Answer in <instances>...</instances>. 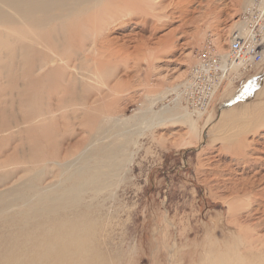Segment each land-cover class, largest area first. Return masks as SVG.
I'll return each instance as SVG.
<instances>
[{"label": "rangeland", "instance_id": "1", "mask_svg": "<svg viewBox=\"0 0 264 264\" xmlns=\"http://www.w3.org/2000/svg\"><path fill=\"white\" fill-rule=\"evenodd\" d=\"M122 2L135 5L112 12L95 53L73 59L96 76L71 84L69 69L40 87L31 112L18 59L3 57L16 48L0 54L11 65L0 66V264H205L206 251L233 237L264 234V197L247 209L234 188L264 173V61L227 83L204 115L185 94L199 50L212 40L226 53L264 0ZM31 121H48L47 131ZM251 241L243 251L264 264V243Z\"/></svg>", "mask_w": 264, "mask_h": 264}, {"label": "bare ground", "instance_id": "2", "mask_svg": "<svg viewBox=\"0 0 264 264\" xmlns=\"http://www.w3.org/2000/svg\"><path fill=\"white\" fill-rule=\"evenodd\" d=\"M150 1L144 0V3L147 4V7L154 8L153 3ZM118 2L125 3L122 0H0V54L2 55V52L5 49H9L10 46L16 48L15 50L10 49L9 52L6 51V55L4 54L3 57L7 56L18 59L16 66L20 67V75L25 79V82L21 86L20 94L24 97L28 96V101H23L27 102L26 104L30 112L33 107L32 102L36 101L32 99L36 92L39 94L40 87L43 85L44 88L48 87V90L55 87L59 80H65L68 77L67 71L69 69L73 71L72 75L68 77V82L70 81L71 84L84 78L91 80L92 77L96 76L95 73L90 72L88 75L84 67H71V65L73 59L76 60L79 55L84 54L86 51L90 54L97 51L96 46L99 39H101L99 38L102 35L101 31L105 30L114 19L112 12H117L118 10L129 11L135 5L132 2H127L126 5H119ZM250 7H256L264 11L262 6L255 5ZM141 10L145 12L144 6H142ZM248 27L247 21L244 27L238 29V31L245 35ZM11 39L15 41L10 42ZM89 41H92V47H89ZM85 58L84 61H87ZM78 59L81 61V57ZM0 60L2 61V58ZM18 63L20 64L19 66ZM239 64L236 63L235 67H238ZM0 66L6 68V70L11 67L6 62ZM242 73L240 72L237 78H242L245 74L241 75ZM86 76L89 77L86 78ZM259 85L260 87L263 86V89L258 93L262 92L263 94L264 78L263 82ZM70 91L71 87L69 86ZM86 98L89 99L90 96L87 95ZM259 110V118L256 121L257 127L264 125V107L259 108ZM102 113L103 108L95 104V119H102ZM231 113H225L224 117H227ZM192 115L194 114L192 113ZM44 122L42 121L38 125L31 121L29 122V129H35L38 125L41 130L46 128L47 131L49 122L47 121L46 125ZM234 154L236 155V153ZM240 157L243 158L241 163L247 169L251 165V162L246 158V155ZM237 180L238 182L234 183L236 185L234 188L237 189L238 193L243 192L241 194L247 198V202L244 203L246 204L244 207L247 209L253 204L251 199L264 197V173L260 175V173L255 172L246 178L242 175V178ZM235 191L231 192L235 193ZM236 203L238 205L236 201L229 203L230 214H234L237 208ZM261 206L263 208L262 213L264 214V204ZM234 221V224L240 227L242 231L244 228L239 224L240 222L236 219ZM248 232L245 236H242L243 238L233 237V240L231 239L232 241L228 242L222 250L206 251L205 264H259L258 261L251 260L250 255L243 251L242 248L244 245L252 246V239L254 243L256 241L264 243V234L259 235L256 233L257 239H254L252 236L253 232Z\"/></svg>", "mask_w": 264, "mask_h": 264}, {"label": "built area", "instance_id": "3", "mask_svg": "<svg viewBox=\"0 0 264 264\" xmlns=\"http://www.w3.org/2000/svg\"><path fill=\"white\" fill-rule=\"evenodd\" d=\"M245 15L248 30L245 35L239 31L232 34L226 53L219 51L212 40L199 50L198 61L185 83L188 107L193 112L207 113L227 83L240 72L245 73L244 78L264 61V11L249 7ZM236 63H240L238 67Z\"/></svg>", "mask_w": 264, "mask_h": 264}, {"label": "crops", "instance_id": "4", "mask_svg": "<svg viewBox=\"0 0 264 264\" xmlns=\"http://www.w3.org/2000/svg\"><path fill=\"white\" fill-rule=\"evenodd\" d=\"M262 63H263V62H262ZM262 63H261V64H262ZM261 64H260V65H261ZM258 67H259V65H258ZM258 67H256V70L258 69ZM256 96H258V95H256ZM260 104H261V103L256 104V105H257V108L259 107ZM257 111H258V113H257V116H256V120H257V118H259V115H258V114H259V111H260V110H257ZM256 120H255V121H256ZM207 123H208V122H207ZM240 126H242V125H240Z\"/></svg>", "mask_w": 264, "mask_h": 264}]
</instances>
